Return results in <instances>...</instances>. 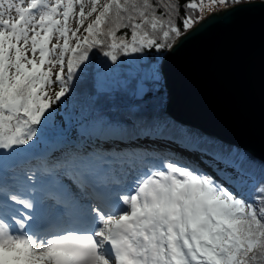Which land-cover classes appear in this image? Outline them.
<instances>
[{
    "label": "snow or ice",
    "instance_id": "6c2138e0",
    "mask_svg": "<svg viewBox=\"0 0 264 264\" xmlns=\"http://www.w3.org/2000/svg\"><path fill=\"white\" fill-rule=\"evenodd\" d=\"M257 7L0 0V264H264V159L172 118L165 92L205 12Z\"/></svg>",
    "mask_w": 264,
    "mask_h": 264
},
{
    "label": "water",
    "instance_id": "95a60500",
    "mask_svg": "<svg viewBox=\"0 0 264 264\" xmlns=\"http://www.w3.org/2000/svg\"><path fill=\"white\" fill-rule=\"evenodd\" d=\"M210 17L166 62L167 111L264 159V8Z\"/></svg>",
    "mask_w": 264,
    "mask_h": 264
},
{
    "label": "rangeland",
    "instance_id": "374dc122",
    "mask_svg": "<svg viewBox=\"0 0 264 264\" xmlns=\"http://www.w3.org/2000/svg\"><path fill=\"white\" fill-rule=\"evenodd\" d=\"M216 12H218V11H216ZM58 90V89H57ZM54 94V93H53ZM57 107H60V108H62V106L61 105H53V110L55 109V108H57ZM60 117H59V115H57L56 117H55V119H59ZM191 129H193V128H191ZM193 130H195V129H193ZM172 148L173 147H176L175 145H172L171 146ZM166 153V152H165ZM165 153H154L153 155L154 156H156V155H163V156H167V157H169V158H173V157H175V156H173L170 152H167L169 155H167V154H165ZM177 159V158H176Z\"/></svg>",
    "mask_w": 264,
    "mask_h": 264
},
{
    "label": "bare ground",
    "instance_id": "6f19581e",
    "mask_svg": "<svg viewBox=\"0 0 264 264\" xmlns=\"http://www.w3.org/2000/svg\"><path fill=\"white\" fill-rule=\"evenodd\" d=\"M219 12V11H218ZM172 148V147H171ZM172 149H175V151H170V150H167V149H165V151L163 152V153H165V154H167V155H169L167 152H170L173 156H175V157H173V158H177V159H179L180 158V150L179 149H176V147H173Z\"/></svg>",
    "mask_w": 264,
    "mask_h": 264
},
{
    "label": "trees",
    "instance_id": "16d2710c",
    "mask_svg": "<svg viewBox=\"0 0 264 264\" xmlns=\"http://www.w3.org/2000/svg\"><path fill=\"white\" fill-rule=\"evenodd\" d=\"M222 9H225V8H219V9H217L216 11H220V10H222ZM209 14H211V13H208V12H205L204 13V16L206 17V16H208ZM165 92H166V90H165ZM166 98H167V93H166ZM65 99H69L68 97H66ZM167 101H168V99H167ZM62 106V105H61ZM61 112H63V106H62V108H61ZM195 131H197V130H195ZM198 133H201V132H199V131H197ZM201 134H203L204 136H207V137H210V138H214V137H211V136H208V135H205L204 133H201ZM242 150V149H241Z\"/></svg>",
    "mask_w": 264,
    "mask_h": 264
}]
</instances>
